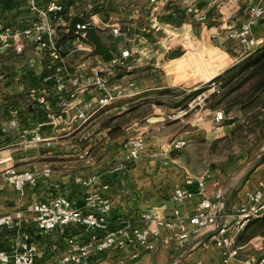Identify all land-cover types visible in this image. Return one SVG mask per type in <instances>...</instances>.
<instances>
[{"label": "crops", "instance_id": "crops-1", "mask_svg": "<svg viewBox=\"0 0 264 264\" xmlns=\"http://www.w3.org/2000/svg\"><path fill=\"white\" fill-rule=\"evenodd\" d=\"M49 1L40 0L38 4L45 6ZM54 1L65 6L69 18H85L86 22L92 23L102 41L116 47L113 57L122 49L119 43L109 45L104 40L103 35H113L110 29L103 27L104 21L113 19L121 24L125 32L122 35H127L124 38L126 49L139 44L141 54L133 61L139 63L134 65V70L131 69L132 75L127 76L135 78L134 86L128 92L126 90L124 99L114 103V109L118 110L114 113L116 115L125 112L131 104L144 100L157 103L171 99L185 107L188 103H183L185 96L200 90L212 91L213 87L207 82L216 81L227 69L247 57L244 49L228 38V32L247 20L250 0H216L213 7L209 6L211 0H206L199 4L200 9L207 11V19L203 22L194 20L187 12L188 0ZM261 2L264 5V0ZM34 18L28 0H0V40L6 26L21 31L29 27ZM253 30L256 36L264 37V18L254 25ZM177 41L195 45L198 61L192 60V54L188 58L185 57L187 54L177 56ZM198 56L206 58L205 61L201 62ZM154 57L156 63L148 71V77L139 79L133 74L137 67L144 70L146 67L142 62ZM66 60L72 71L80 63H85L82 71L85 78H91L95 71H103L108 62L95 50L88 55L68 54ZM46 62L47 58L33 45L27 46L20 55L10 49L3 59L0 58V101L2 108L8 111L9 120H17L16 127H8L9 120H0V216L15 214L35 203L58 197L67 198L77 209L86 210L88 197L98 196L112 203L110 218L112 228H115L122 221L138 223L140 215L147 211L157 216H169L177 205L173 200L176 185L194 193V197L182 207L185 214L193 215L203 196L198 179L209 174L204 196L219 200L223 206L222 216L212 229L192 236L179 248L162 241L154 251H143L138 245L125 249L113 247L103 253H95L92 264H224L223 251L215 242V231L224 225L233 231L239 206L247 199L248 193L264 185V152L257 159L253 157L240 162L234 159L228 167L221 169L205 156L197 158L190 144L180 151L171 152L167 159L151 158L150 153L159 151L174 138L192 140L206 136L217 140L230 136L233 125H218L214 111L209 109L202 114L205 116L203 122L193 123L191 118L179 117L177 121L181 127L178 129L170 127V121L160 116L146 118L150 123L145 134L147 152L137 161L126 162L124 145L134 131H142V120H131L121 133L113 135L110 128L97 127L95 132L88 134L86 142H78L85 136V128L103 111L85 125L75 121L77 108L63 109L58 96L49 90L53 84L44 80ZM190 70L193 73L201 70L202 74L198 73V79L192 82L186 77L191 76ZM178 89L183 91L176 96ZM20 94H27L30 105L11 109L6 99ZM117 104H120L119 108ZM182 111L185 113L186 109L182 108ZM190 125L194 128L184 131ZM161 129L168 131L157 133ZM26 130L29 133L22 137ZM33 133H38L44 140L26 143L24 139H29ZM122 162L125 167L114 171V167ZM11 167L34 172L38 176L37 184H28L24 193H20L5 180ZM46 170L50 171L49 175H45ZM90 176H97L99 181L87 187L83 180ZM250 233V227L240 233L238 253L229 264H246L264 256V232L247 239ZM104 234V230H87L74 225L42 232L37 228L34 216L26 212L14 227L0 228V245L14 253L21 250L24 242L31 243L35 247L36 264H55L67 250L69 237L85 242ZM168 234V231H163V236ZM134 254L138 257L135 258Z\"/></svg>", "mask_w": 264, "mask_h": 264}, {"label": "built area", "instance_id": "built-area-1", "mask_svg": "<svg viewBox=\"0 0 264 264\" xmlns=\"http://www.w3.org/2000/svg\"><path fill=\"white\" fill-rule=\"evenodd\" d=\"M35 18L32 24L21 31H15L11 26H6L0 40V58L6 55L10 49L16 54H23L29 45H33L38 52L47 58L45 69L52 70V74L46 77L45 82L52 83L58 92V102L65 110L77 108L75 121L84 125L97 113L111 107L116 101L126 96V89L122 86H112L111 80L117 75V68L133 69V61L139 58L141 49L139 44H133L131 48L121 50L119 55L114 56L105 63V69L95 71L91 78H85L82 71L85 63H80L75 71H72L66 60V55L73 53L91 54L95 46L88 40L87 29L90 22L76 23L71 26L64 20L63 13L66 8L62 3L51 0L45 6H40V0H28ZM85 1V0H83ZM156 1V0H152ZM206 0H188L187 12L197 21L207 19V11L199 8V4ZM241 1V0H239ZM216 4L211 0L210 7ZM264 18V5L261 0H250L248 18L239 26L233 27L228 32V38L237 43L246 52V56L261 49L264 46V37L255 35L253 27ZM103 27L111 30L113 36H127L121 24L115 20H107ZM73 37L67 44L59 45V27ZM73 33L78 35H73ZM68 53V54H67ZM212 91L205 90L199 93L190 104V111L207 104L209 95L219 93L217 82L209 81ZM134 82L129 83L133 87ZM184 112V111H181ZM187 112H185L186 114ZM216 122L224 119L222 110L215 112ZM8 127H16L17 120L8 121ZM28 130L22 137L27 136ZM26 143H40L44 139L33 133ZM189 143L188 139H174L164 144L159 151L150 153L152 159L168 158L171 152L180 151ZM126 149L125 161L134 162L139 160L148 149V143L143 135L130 138L124 145ZM125 163H119L114 171L122 170ZM50 171L46 170L45 175ZM205 174L198 179L203 195L196 205L193 215L185 214L182 207L194 193L181 185H176L173 190V200L177 204L169 216H157L147 211L140 215L137 222L122 221L112 228L110 212L112 203L98 196H90L87 199L86 210L77 209L73 202L64 197H58L33 204L27 210H20L15 214L0 216V228L14 227L22 219L26 212H30L35 219L37 228L42 232L56 229L60 226H78L87 230H104L105 234L90 241H79L71 236L67 239V250L55 264H92V256L95 253H103L113 247L121 249L132 245H138L143 251H154L159 241L176 248L182 246L192 236L201 235L212 229L222 216L223 206L219 200H212L204 196L206 188ZM5 180L12 184L20 193H24L25 187L36 185L38 176L32 171H18L9 168ZM97 176H90L83 180L85 186L90 187L98 182ZM107 188L108 186H104ZM264 217V185L260 189L248 193L247 199L239 206L233 231L227 225L219 226L215 231L216 245L222 249L224 264H229L237 253V245L240 233L251 221ZM169 232L163 236V231ZM35 247L33 244L24 242L21 250L9 253L0 245V264H36ZM138 257V254H134ZM246 264H264V256L248 261Z\"/></svg>", "mask_w": 264, "mask_h": 264}, {"label": "trees", "instance_id": "trees-1", "mask_svg": "<svg viewBox=\"0 0 264 264\" xmlns=\"http://www.w3.org/2000/svg\"><path fill=\"white\" fill-rule=\"evenodd\" d=\"M63 16L71 26H75L79 22H86L85 18H69L67 12L63 13ZM59 29L61 36L58 44L65 46L73 37L63 31V26H60ZM73 35L78 34L73 33ZM87 35L88 40L95 46L97 54L102 55L107 61L113 58V54L117 51L116 47L106 45L92 24L87 29ZM4 57L5 55L1 58ZM51 74L52 70H47L44 76L48 77ZM216 82L219 85L220 92H213L209 95L207 99L208 107L212 110H222L225 116L224 124L233 125V130L230 136H225L215 142H225L230 145L237 144L242 149H246L244 151L249 152L254 148L264 146V46L227 69ZM49 90L55 97L58 96V92L53 85L50 86ZM202 91L185 96L183 103L186 104ZM28 100L27 94L15 95L6 99L11 109L17 106L28 107L30 105ZM151 103V101L144 100L131 104L122 114H114L105 120L100 128H110L112 135L119 134L124 123L131 121L128 116L135 114L144 105ZM157 104L161 103L157 102ZM9 119L8 111L2 108L0 101V120ZM247 227L251 228V233L248 234L247 239L251 238L253 234L264 232V217L251 221L245 229Z\"/></svg>", "mask_w": 264, "mask_h": 264}, {"label": "rangeland", "instance_id": "rangeland-1", "mask_svg": "<svg viewBox=\"0 0 264 264\" xmlns=\"http://www.w3.org/2000/svg\"><path fill=\"white\" fill-rule=\"evenodd\" d=\"M195 20V19H194ZM197 21V20H196ZM104 36V40L107 41V43H109V45H112V44H116V43H119V45H121V49H126L124 47L125 45V36H113V35H103ZM176 49H178L177 51V56H181L182 54H187L185 57L188 58L189 54H192L191 57H192V60H195L196 62L198 61L196 59V52H197V48L195 45H192V44H188L187 42L184 41L183 42H180V41H177L176 43ZM20 55V54H19ZM202 62V60L205 61L206 58L204 57H200L198 56ZM186 59V58H184ZM142 61H140L141 63ZM139 62H133L131 65L133 66V69L134 70V65L135 64H138ZM142 63L144 67H146L144 70L143 68L141 67H137L135 69V72L133 74H136V76L141 79V78H144V77H148V75H150V72H148L150 69H152L154 66L153 64L156 63V58H149L147 59L146 61H143ZM197 64V63H196ZM197 69L199 70L200 66L197 64ZM122 69H125L126 73L125 72H122L121 70ZM132 70H128L126 68H117V75L115 77L112 78V81H111V85L112 86H119V85H122L126 90L127 92L131 90L130 87H128V83L131 82V81H134L135 78H127V76L129 75H132ZM191 76H186L187 78L190 79V81L194 82L196 81L198 78V73L199 74H202L201 70L197 72H194L191 71ZM124 75L126 76L125 78ZM135 76V75H134ZM135 76V77H136ZM197 76V77H196ZM214 81V80H212ZM207 84H210V82H207ZM130 88V90H129ZM179 92H177L176 95H179L180 92H182L183 90L181 89H178ZM199 94V93H198ZM197 96V95H196ZM195 96L187 103V105L185 107H182V105L180 104V102H176V100H165V102H160L161 104H157V103H151V104H146L144 105L141 109H139L137 112H135V114H131L130 116H128L129 120H135V119H140L142 120L140 123L142 124V131H144V133L142 134L145 138H146V133H147V129L148 127L150 126V123L146 122V118L148 119H154L155 117H158L160 116L161 118H165V120L167 122L170 121L171 124L170 127H174L173 129H178L181 127L180 122L177 121L179 120L180 118H191L193 119V123L198 122L199 120L201 122H203L205 120V116H203V112H205L206 110L208 111L210 108L208 107V104H206L203 109L201 111H199L201 109V107H197V108H194L192 109L191 111L189 110L190 109V104L192 103V101L194 100ZM124 99V98H123ZM119 101V100H118ZM146 101V100H145ZM150 101V100H149ZM117 102V101H116ZM30 103V102H29ZM119 103V102H118ZM115 105V104H114ZM118 108L120 106V104H117ZM124 106H127V104H122ZM121 105V106H122ZM187 107V108H186ZM180 108V109H179ZM182 108L186 109V114L181 112L182 111ZM212 110V109H211ZM219 110V109H218ZM218 110H213L214 111V115H215V112L218 111ZM118 110L117 109H114V106H111L105 110H103V112H101V116L96 118V120H94L90 126H87L85 128V136L81 137L80 140H78V142L80 143H84L86 142V140L89 138V135L88 134H92L93 132L96 131L97 127H101V125L103 124V122L105 120H107L108 118H110L112 115H114V113H116ZM234 114V113H233ZM97 116V115H96ZM213 116V115H212ZM211 115H208V117H212ZM133 117V118H132ZM137 117V118H136ZM180 117V118H179ZM213 120V118H211ZM224 119H225V116H224ZM224 119L222 120V122L220 123H217L218 125L221 124V126L224 124ZM215 122V120H214ZM130 123V122H128ZM127 122L124 123L123 127H125L127 124ZM83 125V124H82ZM85 125V124H84ZM214 126V124H213ZM196 127V126H195ZM217 127V126H215ZM83 128V126L81 127V129ZM194 128V125H190L189 128L185 127L184 131H186L187 129H192ZM169 129H172V128H169ZM142 131H134V134L132 135V137H135L137 136L138 134L142 133ZM150 133L151 131L148 130ZM164 131H168L166 129H161V130H157V133H160V132H164ZM122 132V130H121ZM131 137V138H132ZM174 139H177V138H174ZM174 139H171L169 140L172 141ZM221 139V138H220ZM219 140V139H217ZM217 140H213L212 138L209 137V139L205 136V137H199V138H194V139H189V143L188 145L190 144L191 146V150L192 152L197 155L196 157L198 158V156H205L208 160L210 161H214L218 168H222L223 166L224 167H228V164L229 163H232V161H234V159H236L237 161H248L250 159H252L253 157L254 158H258L261 153L264 152V146H261L260 148H254L252 149L250 152L249 151H244L246 149H242L239 145L237 144H234V145H230L228 143H225V142H215ZM168 143V142H167ZM160 160H164V159H167V158H159ZM231 165V164H230ZM223 167V168H224Z\"/></svg>", "mask_w": 264, "mask_h": 264}]
</instances>
